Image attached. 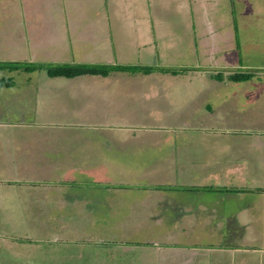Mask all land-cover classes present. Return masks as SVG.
I'll use <instances>...</instances> for the list:
<instances>
[{"label": "rangeland", "instance_id": "374dc122", "mask_svg": "<svg viewBox=\"0 0 264 264\" xmlns=\"http://www.w3.org/2000/svg\"><path fill=\"white\" fill-rule=\"evenodd\" d=\"M66 1L0 3L19 20L0 21L2 76L29 82L0 91V264H205L218 241L246 248L219 249V264H256L248 254L264 213L232 239L219 222L251 203L224 192L259 171L230 173L219 161L233 112L264 104V70L223 69L264 66V0ZM80 64L121 69L47 74ZM231 73L250 77L229 82ZM206 176L219 188L191 186ZM188 225L200 254H165L169 238V248L191 243L180 235Z\"/></svg>", "mask_w": 264, "mask_h": 264}, {"label": "crops", "instance_id": "0c3cea01", "mask_svg": "<svg viewBox=\"0 0 264 264\" xmlns=\"http://www.w3.org/2000/svg\"><path fill=\"white\" fill-rule=\"evenodd\" d=\"M69 1L71 0L66 1V5H68V8H69ZM50 23L53 24L54 21L50 20ZM2 24H4L5 26L16 24V27H18L19 20H13V19L7 20V21H3ZM45 26L47 27V25ZM38 36H39L38 44H41L44 41L42 40L41 35H38ZM33 37L34 36H30L31 39H33ZM32 41H35V40H32ZM36 48L37 47L34 46V50H36ZM20 50H22V48H20ZM9 62L10 64H14L13 61H9ZM235 62L237 63L235 65L236 68L231 67V65H229V66H223L224 67L223 69L225 71H229L230 69H233V71L240 69L241 71L243 70L255 71L257 73H260L261 70H264V66L260 67L257 65H253L252 67V66H247L246 64L245 65L242 64L239 60L238 61L236 60ZM15 73L16 72H12L11 74H15ZM28 84L29 82L28 83L25 82L24 84H20V87H17V88H16V85H14L12 88L8 90L18 92L20 90H24V88ZM3 90H6V89H3ZM18 101L20 102L21 99H19ZM261 102H262L261 99L257 101H253V102L250 101V103H248L246 106L233 112V115L235 117H231L230 121H232L234 125L232 126L231 130L227 131L229 134L228 138H230L231 140V146L229 147L230 150L229 152H227L223 149L222 150L223 152L221 153L220 152L221 149L219 148L220 154L224 157L223 160L219 161L220 168L223 165L227 164V167H225L224 170H228L230 171V173H232L233 171H236V170L240 172L242 171L246 172L248 171L247 169H249L252 166L253 173H255V171H259L257 176H260V178H257V176L254 177L255 180L248 178L244 182L243 181L244 175H241L240 186H235V189H229L224 192L225 196H227L228 198H233L236 202L239 201L242 204H244L245 202H251L249 204L245 203L246 205H244V208H245L244 210L243 209H241L240 211L238 210L236 213H232L231 215H229L228 212L224 214L222 218L223 222L221 223L219 222V227L222 225H226V229H228V234H226L225 237L229 236L227 237V239H232L231 237L237 234L236 230L241 229L238 235L241 234L242 231L245 229L249 228L253 230V228L251 227L256 226L255 224H253L254 217L255 216L257 217L259 215V212H261L262 214L264 213V109H262L259 106V105L264 106V104H262ZM24 106H26V104H24ZM225 152L229 154V156L226 155ZM45 160L48 161L49 158ZM229 161H231V163ZM56 164L58 163L56 162ZM244 168L246 169L244 170ZM257 179L259 180V182H255L257 181ZM30 180L34 181L32 179ZM191 186L196 187L197 189L212 188V186L219 188V179L209 180L207 176L204 178H200V179L196 177L193 180ZM222 186H226V185L222 184ZM240 195H245V196L240 197ZM205 203L206 201H203V202L200 201V204L202 205L201 212L204 209L203 205ZM208 216L206 217L208 218ZM233 220L234 222H232ZM258 222L259 221L256 220V224H258ZM232 226H234V229H232ZM263 227H264V224H263ZM192 228H193L192 225H188L187 230L183 231L184 232L183 234L182 233L180 234V235H184V237L185 236L189 237L191 243H189L187 239H184L185 240L184 243L179 244L178 248L174 246L169 248L168 244L172 242L169 240L170 239L169 238L167 239V244H166L167 246L163 247L164 248L163 250H165L164 253L168 254L170 250L178 249L179 252L181 253L184 252L185 257L188 252H191L194 250H196L195 254H200L197 251V248L200 249L202 247L199 244L196 245L195 241L193 240V236L191 234ZM195 236L198 238V235H195ZM255 240H256V243L254 242L253 246L251 247V250L254 253L248 254V255L253 256V258H255L256 260V264H258L259 262L257 259V255L260 254L258 252L260 251L261 257H260L259 264H264V237L261 238V235H259L257 236V238L254 239V241ZM155 242L156 243H154V246H158V243H157L158 241H155ZM243 244H245V242H243ZM219 249L222 252L227 251L230 253L241 252L243 250H246V248H244L243 246L234 245L230 242H225V245H223V247H219V241L217 243L211 242L208 245H206V250L214 252L215 256H211V257L207 256V259H205L207 263L205 264H219ZM56 253H59V250L56 251ZM165 257L166 256H164L163 259ZM169 258L171 261L174 260L173 257H169ZM186 258L187 259L185 260V264L193 263V258L192 259H188L189 257H186ZM165 260L166 258L164 259V261ZM162 261L160 260V264H162Z\"/></svg>", "mask_w": 264, "mask_h": 264}, {"label": "trees", "instance_id": "16d2710c", "mask_svg": "<svg viewBox=\"0 0 264 264\" xmlns=\"http://www.w3.org/2000/svg\"><path fill=\"white\" fill-rule=\"evenodd\" d=\"M0 3L6 4V0H0ZM13 10H14L13 8H9L8 10L2 9V6L0 5V11L11 12V13H9L7 18H1L0 21L3 22V21H6L7 19L8 20L9 19L18 20L16 17L12 18V16H14V14H12ZM30 22H31V20H29V24H30ZM114 67H115V69H119L116 66L111 67V69L109 70L105 66H95V65H87V64L62 65V66L53 67V68L48 69L47 74L50 78H53V79L54 78L75 79V78L84 77V76L107 77L113 71ZM4 71H6V68L0 67V91L3 89H10L15 84V82H13L10 78H6V77L2 76V75H4L3 74ZM9 71H11V73L17 72L16 69H11ZM248 77H250V76H248L244 73H242V74L241 73H231L230 75L227 76V80L229 82L238 83V82L246 81L248 79ZM216 78H218L221 82L223 81V77L219 78V74H216ZM50 257L52 258V256H50Z\"/></svg>", "mask_w": 264, "mask_h": 264}]
</instances>
